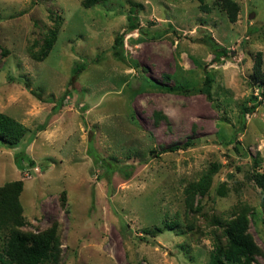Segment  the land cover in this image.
Returning <instances> with one entry per match:
<instances>
[{"label":"rangeland","instance_id":"obj_1","mask_svg":"<svg viewBox=\"0 0 264 264\" xmlns=\"http://www.w3.org/2000/svg\"><path fill=\"white\" fill-rule=\"evenodd\" d=\"M235 1L230 22L214 0L205 9L198 0H0V110L28 128L16 144L0 142V185L23 182L22 230L57 221L59 264H208L211 220L238 204L252 208L255 264H264V208L247 178L264 172V85L251 84L257 52L264 67V0ZM51 12L64 21L37 62L26 48L53 25ZM207 35L226 55L213 58ZM257 101L241 122L243 104ZM153 111L169 123L155 125ZM212 162L193 212L183 189Z\"/></svg>","mask_w":264,"mask_h":264},{"label":"trees","instance_id":"obj_2","mask_svg":"<svg viewBox=\"0 0 264 264\" xmlns=\"http://www.w3.org/2000/svg\"><path fill=\"white\" fill-rule=\"evenodd\" d=\"M105 0H81V6L89 8ZM202 9L206 8L203 0H198ZM226 14L230 22L236 20L239 5L235 0H214ZM50 18L52 26L46 31L42 39L32 41L26 48V53L37 62L45 59L61 31L63 17L56 12H51ZM130 28H137L133 23V18L129 17ZM207 40L211 41V47L217 48L213 58L217 60L221 55H226L227 49L219 46L207 35ZM122 35H117L113 45V51L118 54L117 46L122 45ZM1 55L4 56L7 50L0 45ZM256 59L252 65L251 84L264 85V67L262 66V56L260 52L256 53ZM210 77L205 74L204 84L208 87ZM264 95V89L260 92ZM254 99L256 97H253ZM252 103L250 106L243 104L241 109V122L243 115L247 111H252L257 104ZM153 123L157 125L160 120L169 123L168 117L161 111H153ZM28 128L11 115L0 110V142L10 145L16 144L26 133ZM40 130V129H39ZM235 134L232 136L234 137ZM186 144V143H185ZM185 147V145H183ZM236 152H240L236 144L233 145ZM176 148V147H174ZM171 148V149H174ZM170 149V150H171ZM16 157V163L20 166L19 158ZM28 162L32 165L31 159ZM256 160V159H254ZM258 165L255 161L254 167ZM216 162H212L210 168L203 173L197 180L190 181L184 187V204L185 207L193 212L201 211V204H194L196 195L205 196L211 186L213 174L217 171ZM260 189V202L264 208V172L253 170L247 176ZM23 182L20 179L5 181L0 185V263L1 264H59L61 243L59 241V226L57 221L52 220L49 225L42 230H22L21 227L26 225V219L23 214V208L19 200L22 191ZM227 188L222 183L217 189V195L224 196ZM61 203L65 201V191L61 192ZM251 207L246 204H238L231 208L227 217H213L212 235L213 247L209 253L208 264H255L256 257L262 255V249L254 241L249 232V211ZM176 222L165 223L168 228L175 225ZM191 228V225L188 226ZM154 229L160 231L159 227L145 229L146 233H155Z\"/></svg>","mask_w":264,"mask_h":264},{"label":"built area","instance_id":"obj_3","mask_svg":"<svg viewBox=\"0 0 264 264\" xmlns=\"http://www.w3.org/2000/svg\"><path fill=\"white\" fill-rule=\"evenodd\" d=\"M25 172H26L25 176H29L30 175V173L28 171H25Z\"/></svg>","mask_w":264,"mask_h":264},{"label":"water","instance_id":"obj_4","mask_svg":"<svg viewBox=\"0 0 264 264\" xmlns=\"http://www.w3.org/2000/svg\"><path fill=\"white\" fill-rule=\"evenodd\" d=\"M237 147L239 148V150H242V147L239 144H237Z\"/></svg>","mask_w":264,"mask_h":264}]
</instances>
